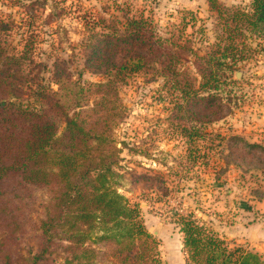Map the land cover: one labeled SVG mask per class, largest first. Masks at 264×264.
Wrapping results in <instances>:
<instances>
[{
  "label": "trees",
  "instance_id": "16d2710c",
  "mask_svg": "<svg viewBox=\"0 0 264 264\" xmlns=\"http://www.w3.org/2000/svg\"><path fill=\"white\" fill-rule=\"evenodd\" d=\"M214 3L209 0L223 18L221 34L204 50L181 44L173 32L161 36L143 17H98L80 43L82 66L101 78L97 82L73 80L67 62L55 59L50 83L43 86L44 65L34 61L32 45L10 53L11 24L0 20V186L15 174L17 184L54 189L38 222L45 244L27 261L37 263L57 240L66 243L69 254L62 264H161L138 206L117 189L123 176L112 160L118 152L112 138L119 117L114 95L131 74L162 77L176 93L174 106L190 113L194 126L186 138L194 144L204 123L222 110L221 103L231 102L233 95L221 93L247 53L245 41L264 42V0H251L248 9ZM188 54L194 57L193 78L185 65ZM7 208L0 221L15 232L21 227ZM172 222L181 235L184 264H264L261 254L230 247L192 213L176 212ZM3 264H12L10 258Z\"/></svg>",
  "mask_w": 264,
  "mask_h": 264
},
{
  "label": "rangeland",
  "instance_id": "374dc122",
  "mask_svg": "<svg viewBox=\"0 0 264 264\" xmlns=\"http://www.w3.org/2000/svg\"><path fill=\"white\" fill-rule=\"evenodd\" d=\"M214 1L216 8L241 9L251 2ZM122 14L143 17L161 36L173 32L194 50L214 43L223 21L209 0H0V20L11 24L8 51L32 45L34 61L44 65L39 73L43 86L50 83L55 59L67 62L73 80L100 81L83 68L80 43L98 17ZM245 44L247 53L229 75L231 86L221 93L233 95L231 102L221 103L222 110L204 123L192 145L186 138L194 126L190 113L174 106L176 93L162 77L138 72L118 84L114 100L119 117L112 129L118 152L112 160L123 178L117 189L138 206L161 264H184L181 235L172 222L176 212L192 213L230 247L261 254L255 245L264 232V42L251 38ZM187 59V72L196 77L193 54ZM244 142L262 150L250 151ZM17 182L12 174L0 186V212L8 207L21 227L10 232L0 221V264L7 257L12 264H32L27 260L45 244L38 222L54 189ZM65 245L54 240L35 264H62L69 256Z\"/></svg>",
  "mask_w": 264,
  "mask_h": 264
},
{
  "label": "crops",
  "instance_id": "0c3cea01",
  "mask_svg": "<svg viewBox=\"0 0 264 264\" xmlns=\"http://www.w3.org/2000/svg\"><path fill=\"white\" fill-rule=\"evenodd\" d=\"M261 236V237H260ZM258 245H255L257 247L256 251L264 255V232L260 231L258 233Z\"/></svg>",
  "mask_w": 264,
  "mask_h": 264
}]
</instances>
